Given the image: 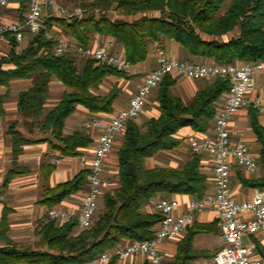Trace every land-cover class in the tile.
Instances as JSON below:
<instances>
[{"label": "trees", "instance_id": "1", "mask_svg": "<svg viewBox=\"0 0 264 264\" xmlns=\"http://www.w3.org/2000/svg\"><path fill=\"white\" fill-rule=\"evenodd\" d=\"M24 11L28 0H20ZM73 7H80L83 15H51L44 17L47 31L53 35L64 34L75 42L88 46L96 34L108 36L121 45L128 61L137 65L147 59L150 45L164 43L166 39L178 42L187 59L201 57L219 63L264 61V0H63ZM116 12L124 16H137L132 20L112 17ZM23 19V16L20 17ZM55 26L59 30H55ZM237 33L228 40L222 37ZM8 52L0 59V86L9 88L16 78L31 79V86L17 94V108L25 125L32 130L38 127L48 134L44 140L64 156L80 154V147L88 146L92 139L83 130L65 134L67 119L82 105L90 113H111L120 88L113 86L106 94H100V86L110 75H128L111 65L96 64L93 59H82L74 52L62 55H45L42 50L51 48L55 41L42 29L29 35L28 43L20 52L13 34H6ZM163 46V45H161ZM164 47V46H163ZM14 65L12 69L2 67ZM59 80L67 89L60 101L47 113L50 83ZM176 80L166 76L156 89L160 115L151 117L142 125L128 121L122 143L118 148L117 186L103 194V209L96 212L93 225L79 229L77 220L58 224L48 215L35 230L40 248L23 246L8 235L10 208L1 217L0 264H87L106 249L126 241L150 240L155 227L162 219L157 211L146 208L155 198L176 194L202 197L208 190L209 178L202 170V155L191 153L180 167H148L146 159L162 150L178 148L183 140L177 137L179 129L190 126L197 133L211 129L219 99L229 90V78L206 80L204 86L188 101L175 96L171 87ZM9 89L0 91V112L9 97ZM251 128L260 145L259 164L263 174L246 178L240 171L238 178L244 187L264 191V127L259 122V112L249 107ZM12 135V154L16 159L23 146L42 141L30 139L15 129ZM54 169L48 165L45 175ZM28 167L16 161L7 171L3 185L16 176L27 174ZM88 169H82L71 180L46 187L43 202L53 207L63 199L84 191ZM218 221L209 224L195 223L187 229L177 245L175 256L164 264H194L200 257H212L193 246L199 233H216ZM256 252L264 260V245L253 236ZM108 264H121L112 259ZM130 264H150L143 263Z\"/></svg>", "mask_w": 264, "mask_h": 264}, {"label": "built area", "instance_id": "2", "mask_svg": "<svg viewBox=\"0 0 264 264\" xmlns=\"http://www.w3.org/2000/svg\"><path fill=\"white\" fill-rule=\"evenodd\" d=\"M8 3L9 0H0V9ZM62 14L64 12L56 0H28L23 19H0V41L10 33L19 43L45 29L46 35L55 41L51 48L42 50L45 55L74 52L82 59H93L96 64L111 65L127 74L135 71V66L125 54L111 51L109 44L100 43L98 36L85 46L47 31L44 17ZM155 54L157 66L144 76L128 107L110 116L91 114L83 122L85 134L94 140V150L88 160L87 184L80 205L77 208L50 207L48 217L58 224L76 219L78 229L93 225L105 186L106 163L117 136L124 132L128 121L141 115L148 99L166 76L204 80L229 78L231 86L216 107L212 131L195 132L187 137L192 153L210 156L212 187L202 197L190 198L183 212L178 214L175 211L181 203L175 195L158 198L155 209L162 214V219L152 239L118 244L104 250L87 264H108L112 259L121 264L134 261L164 264L167 259L160 244L169 239H180L195 224L198 215L207 209L216 211L223 244L212 257L198 260L195 264H264L251 241L253 236L264 234V191L256 190L248 198H235L231 185L233 165L246 174H254L259 167V158L246 141L233 140L230 129L232 119L243 107L251 106L264 116V87L259 88L255 80L256 75L264 74V61L219 63L181 60L159 44Z\"/></svg>", "mask_w": 264, "mask_h": 264}, {"label": "crops", "instance_id": "3", "mask_svg": "<svg viewBox=\"0 0 264 264\" xmlns=\"http://www.w3.org/2000/svg\"><path fill=\"white\" fill-rule=\"evenodd\" d=\"M28 3V1H27ZM28 5V4H27ZM20 0H9L7 6L0 9V19L3 20H18L27 9L21 11ZM65 12L64 9H62ZM70 15V14H69ZM137 16H124L126 19L132 20ZM55 30H59L57 26ZM236 32V31H235ZM237 33V32H236ZM96 34L95 36H97ZM234 32L228 33L222 37L223 40H228ZM60 36L68 37L72 42L75 40L72 37L60 34ZM100 36V35H99ZM102 43L109 46L113 52L124 54V49L121 45L114 42V40L108 36H100ZM28 43V37L22 42L18 43L16 50L20 52L26 47ZM159 42H154L150 45V50L147 59L135 66V71L128 75L108 76L103 84L100 86L99 93L106 94L113 86L120 88V93L113 105V111L111 113L100 112L98 114L110 116L116 113L122 108H126L129 105V100L132 95L137 91L139 85L142 83L144 76L153 70L157 66L155 49ZM167 52L181 60L187 59V54L181 47V45L171 39H166L163 44ZM5 47L9 48L8 43L5 40L0 41V49ZM195 62H212L211 59L195 58ZM5 69H12L14 65L11 63H4L2 65ZM176 80V83L171 87V91L175 96L181 97L185 102L192 98L197 91H199L205 84L204 79H187L180 77H172ZM256 83L259 88L264 87V74H258L255 76ZM31 79L28 78H16L11 80L9 88L0 86L1 93H5L9 89V97L3 102V113L0 112V224L3 210L10 208L9 213V237L17 244L27 246L34 243L38 237L35 234V230L40 223L47 217V210L50 208L45 202H43V193L46 187H55L59 183L71 180L82 169L87 168L88 160L93 154L94 140L86 147H80V154L76 156H64L58 150L51 147L48 141L44 140L48 134L42 133L38 127H34L30 130L21 119L17 108V94L19 91L26 90L31 86ZM67 88L57 79H53L50 83L49 99L46 103L45 113L53 108L61 99L63 92ZM224 99V95L219 99L221 102ZM90 113L87 108L82 105H77L75 112L67 119L65 134H70L73 131L80 129L83 130V122ZM160 115L159 104L156 100V93L148 99L146 106L141 115L135 119V122L142 125L146 120L151 117H158ZM16 122L15 129L19 130L25 137L30 139L41 138L40 142H33L23 146V152L15 159L12 154V135L9 132L10 126ZM259 122L264 127V116L259 114ZM213 127V125H212ZM212 127L209 133L212 131ZM231 138L233 140L243 139L248 143L251 151L259 156L260 145L257 138L251 128L249 107H243L234 116L230 124ZM84 131V130H83ZM195 133V130L190 126H185L179 129L177 137L183 140V143L177 148L176 154L169 153V151H160L155 156L146 159V165L148 167H180L186 162L189 155L192 153L187 143V137ZM124 132L119 134L116 139V143L113 147L111 154L108 157L106 163V172H112L117 175L118 171V148L122 143ZM92 139V138H91ZM178 154V155H177ZM169 159V160H166ZM171 159V160H170ZM19 165L28 167L30 172L14 177L7 186L3 185L7 171L12 167L14 162ZM48 165H54V169L45 175V171ZM202 170L208 175L209 188L213 185L212 179V161L209 155H202ZM246 178H257L263 174V170L259 164L257 171L254 174H246L241 168L233 165L232 168V192L235 198H248L251 197L258 189H252L244 187L238 178V172ZM105 180V177H104ZM107 185V181H105ZM105 187V186H104ZM83 191H79L75 194H71L69 197L63 199L57 205L53 207L63 208H77L80 205ZM180 206L176 209L175 213L183 212L186 202L192 198L187 194H176ZM158 198H156V201ZM151 203L147 206L148 211H156L155 203ZM217 220L216 211L213 209H207L200 213L195 223L209 224ZM156 228V227H155ZM187 232V231H186ZM186 234V233H185ZM184 234V235H185ZM211 235L219 234L222 238L221 232L218 229L216 233H199L194 237L193 246L197 250H203L208 255L214 254L223 244V239L220 244L214 247H209V240L203 238L200 240V245L196 246V239L199 235ZM183 235V236H184ZM37 237V238H36ZM264 245V234L254 236ZM252 240L254 241L253 237ZM179 239H169L160 244V248L165 252L166 259H172L177 252V245ZM5 242L0 240V247L5 246ZM209 257H200L198 260L206 259ZM197 260V261H198ZM135 262V261H134ZM137 263V261H136ZM196 263V262H195ZM194 263V264H195Z\"/></svg>", "mask_w": 264, "mask_h": 264}, {"label": "rangeland", "instance_id": "4", "mask_svg": "<svg viewBox=\"0 0 264 264\" xmlns=\"http://www.w3.org/2000/svg\"><path fill=\"white\" fill-rule=\"evenodd\" d=\"M57 2L61 5V8L65 10L64 14L66 16L75 14L78 16H82L83 15V10L80 7H73L72 4L70 3H65L63 2V0H57ZM112 17H118L120 14L116 13V12H110L109 13ZM237 32V30H235ZM234 31V33L236 34V32ZM99 38L100 43H102V39L100 38L99 35H97ZM29 38V37H28ZM9 48L5 47L4 49H0V59L1 57H3L7 52H8ZM156 93V90H155ZM180 147V146H179ZM178 147V148H179ZM164 151H169V153L172 154H176L177 148L176 149H172V150H164ZM178 155V154H177ZM166 160H169L166 158ZM171 160V159H170ZM105 181H107V185L105 184V187L103 188V194L107 191V190H112L113 188H115L117 186V175L112 173V172H106L105 173ZM103 197V195H102ZM101 197L100 201H99V205L97 208L98 213L100 211H102L103 209V198ZM156 201V198L153 199V201L151 202L152 205L153 203ZM150 204V206H152ZM153 208V206H152ZM154 211V210H152ZM79 230V229H78ZM37 238V237H36ZM203 238H207L209 240V247L212 248L217 244H220L222 241V238L219 234H211V235H205V234H201L198 236V238L196 239V246L200 245V240ZM245 240H247V238H245ZM37 240H35L34 243H31L28 246H31L33 248H40V246H38L37 244ZM248 241V240H247ZM252 242H254L253 240H251ZM143 261H138L137 263H141ZM131 262H127V263H123V264H130ZM132 263H136V262H132Z\"/></svg>", "mask_w": 264, "mask_h": 264}, {"label": "bare ground", "instance_id": "5", "mask_svg": "<svg viewBox=\"0 0 264 264\" xmlns=\"http://www.w3.org/2000/svg\"><path fill=\"white\" fill-rule=\"evenodd\" d=\"M57 1V0H56ZM58 3V2H57ZM59 4V3H58ZM60 5V4H59ZM60 7H61V5H60ZM62 9V8H61Z\"/></svg>", "mask_w": 264, "mask_h": 264}]
</instances>
